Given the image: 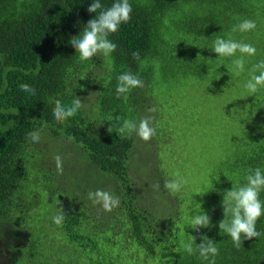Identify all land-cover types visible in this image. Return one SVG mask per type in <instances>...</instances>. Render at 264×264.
Here are the masks:
<instances>
[{
    "label": "trees",
    "instance_id": "1",
    "mask_svg": "<svg viewBox=\"0 0 264 264\" xmlns=\"http://www.w3.org/2000/svg\"><path fill=\"white\" fill-rule=\"evenodd\" d=\"M92 2L0 0V247L8 250L2 264H118L112 250L131 248L141 250L145 261L153 259V264H208L198 250L189 255L182 247L192 242L195 249L205 236L219 249L215 264H264V216L256 224L262 235L251 240L242 237L239 249L219 229L224 219V193L245 184L249 169L264 171V132L257 133V139L246 140L245 152L232 159L229 172L233 181L219 186L206 212L211 227L196 231L185 222V210L178 206L186 205L187 194L181 189L171 195L164 187L175 176L165 174L157 154L165 140L164 129H156L151 141L140 142L137 148L145 153V160L140 154L138 160L132 159L138 136L120 139L115 131L117 116L120 123L124 119L139 123L151 115L148 109L154 106L153 96L162 82L206 78L211 69L215 72L230 64L236 57H218L211 49L215 39L238 41L246 32L233 28L245 19L254 20L256 29L264 26V0H129L131 21L109 36L116 51L108 57L81 61L71 38L95 17L87 11ZM113 2L101 0L106 8ZM137 51L139 60L131 55ZM127 71L138 75L144 87L133 89L127 99L117 98V77ZM25 83L35 88V96L21 91L19 86ZM77 96L84 107L76 116L57 122L55 101L70 104ZM110 125L112 132L108 131ZM34 130L41 132V142H55L56 150L31 143L26 137ZM71 152L76 162L68 164ZM54 154L61 155L64 162L62 183L71 175L79 177L80 183L63 207V225L57 226L51 219L53 228L40 224L39 231H33L29 217L41 196L36 190L26 193L23 180ZM131 163L137 169H148L149 179L141 190L135 186ZM35 164L38 167L33 169ZM96 189L119 196L120 206L105 212L93 205L88 192ZM48 194L58 192L50 188ZM144 195L153 199L146 203ZM260 199L264 201V192ZM189 208H195L194 201ZM199 212L193 210V216ZM21 226L27 231L22 238L26 247L25 242L18 245L21 230L16 231Z\"/></svg>",
    "mask_w": 264,
    "mask_h": 264
},
{
    "label": "rangeland",
    "instance_id": "2",
    "mask_svg": "<svg viewBox=\"0 0 264 264\" xmlns=\"http://www.w3.org/2000/svg\"><path fill=\"white\" fill-rule=\"evenodd\" d=\"M261 14L264 17V3ZM238 42L252 44L257 50L255 56L244 57V71L239 75L233 72L231 62L215 72L211 69L210 76L206 78L180 77L162 82L153 96L152 104L158 111L151 115L155 116L154 122L161 125L155 127L166 132L165 140L157 150L158 158L163 162L162 170L165 174L175 175L173 179H177L176 173H179L180 177L188 181L182 187V192L187 194L186 205H178L185 210L187 223H190L193 210H209L210 203L214 201V192L219 190V186H226L233 181L229 165L232 159L245 152V141L257 139V133L264 132V88H260L256 94H250L245 87L253 75V66L264 60V26L260 25L253 31L242 33ZM219 63L224 61L219 60ZM140 140L133 153L136 160L139 154L141 160H145V153H140L137 148L140 142L144 143ZM40 145L44 150L50 149L51 152L56 150L57 146L48 139H44ZM55 156L56 154L48 155L47 161L39 168L38 164H35L32 168H37L36 171L23 180L26 193L36 190L41 196L40 204L29 217L33 222V231H39L40 224L53 228L50 223L52 217L72 199L74 194H71L76 184L80 183L79 177L72 175L62 183L63 176L54 174L57 171ZM74 156L72 152L68 154V164L76 162ZM36 158L39 159L38 156ZM131 172L135 186L141 190L149 179L148 169H137L131 164ZM55 186L60 187L54 188ZM50 188L53 192H58V195L50 196ZM194 194H197L195 199ZM152 199L146 198L145 195L142 198L146 203ZM193 201L195 208L191 210L189 206ZM19 229L21 241L18 245L22 246L26 241L22 238L26 236L27 231L21 226L16 233ZM26 245L27 242L23 246ZM111 253L118 264H153V259L145 261V254L139 249L131 248L121 252L112 250Z\"/></svg>",
    "mask_w": 264,
    "mask_h": 264
},
{
    "label": "clouds",
    "instance_id": "3",
    "mask_svg": "<svg viewBox=\"0 0 264 264\" xmlns=\"http://www.w3.org/2000/svg\"><path fill=\"white\" fill-rule=\"evenodd\" d=\"M87 11L96 15L87 21L83 31L78 36L71 38V46L79 54L81 61L92 60L94 56L108 57L117 48V45L109 39V36L117 33L121 25L128 24L131 21L132 5L129 0H114L111 6L106 8L101 3V0H93ZM256 27L254 20L245 19L234 27L233 31L238 29L241 32H249L255 30ZM211 49L218 54V57H236L232 61L233 72L236 75L244 71V57L255 56L257 51L252 44L221 37L215 39ZM237 53L240 54L238 57ZM131 55L136 60L140 59L138 51L133 52ZM252 71L253 75L245 87L250 94H256L260 88H264V60L255 64ZM117 80L118 83L115 89L117 98L123 97L127 99L128 94L133 89L144 87V81L131 71L122 73L117 77ZM19 87L23 92L32 96L36 95L35 88L26 83L21 84ZM83 107L84 102L78 96L70 104H64L60 100H56L53 116L57 122H64L76 116ZM157 111L158 108L155 106L148 109L149 113H156ZM15 114H18L17 111ZM115 119L118 122L115 126V131L120 139L131 138L135 134L143 141L149 142L156 136V127L153 126L154 115L142 117L139 123L131 119H124L120 123V117L118 116ZM108 131H113L112 125L109 126ZM26 138L31 143H40L41 132L31 131ZM68 139L71 140L72 137H68ZM137 144L138 142L134 145V148ZM134 148H132V159H135ZM54 160L57 173L62 175L63 159L61 155L57 154ZM131 164L134 165L135 163ZM176 176L177 179L167 180L164 184V187L171 195L180 192L182 187L188 183L187 179L180 177L179 173H176ZM245 179V184L238 187L232 186L230 190L224 193L222 201L224 219L219 222V229L231 237L237 249L242 245V237L245 240H251L262 235L257 230L256 224L259 218L264 216V201L260 199L261 192H264V171L259 167L249 169ZM154 187L158 189L159 185L157 184ZM88 199L93 205H99L105 212H112L121 203L119 196L103 189L89 191ZM65 215L66 213L61 208L60 212L52 217L53 223L57 226H62ZM190 227L196 231L201 228H209L211 227V217L206 212L201 211L192 217ZM195 239L196 237H191L194 242ZM182 247L189 255L194 254L198 250L200 258L208 261V264H215V257L219 255V249L216 247L215 242L206 236L202 238L201 243H196L195 249L192 242L184 243Z\"/></svg>",
    "mask_w": 264,
    "mask_h": 264
},
{
    "label": "flooded vegetation",
    "instance_id": "4",
    "mask_svg": "<svg viewBox=\"0 0 264 264\" xmlns=\"http://www.w3.org/2000/svg\"><path fill=\"white\" fill-rule=\"evenodd\" d=\"M5 252H8V250L4 246L0 247V261L1 262H3V260L7 259V257L4 256Z\"/></svg>",
    "mask_w": 264,
    "mask_h": 264
}]
</instances>
